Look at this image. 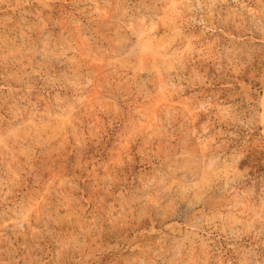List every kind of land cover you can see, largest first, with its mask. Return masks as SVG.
<instances>
[{"label": "rangeland", "instance_id": "obj_1", "mask_svg": "<svg viewBox=\"0 0 264 264\" xmlns=\"http://www.w3.org/2000/svg\"><path fill=\"white\" fill-rule=\"evenodd\" d=\"M0 264H264V0H0Z\"/></svg>", "mask_w": 264, "mask_h": 264}]
</instances>
